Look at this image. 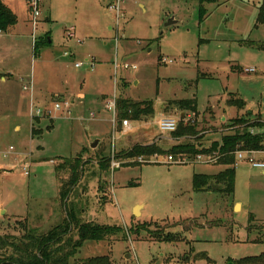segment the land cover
Returning a JSON list of instances; mask_svg holds the SVG:
<instances>
[{
	"label": "rangeland",
	"instance_id": "obj_1",
	"mask_svg": "<svg viewBox=\"0 0 264 264\" xmlns=\"http://www.w3.org/2000/svg\"><path fill=\"white\" fill-rule=\"evenodd\" d=\"M0 2L18 18L0 34V77L8 78H0L1 235L21 237L26 223L47 234L64 221L66 203L82 223L123 231L86 243L73 264L99 257L111 264H247L264 256V169L247 157L234 167L233 194L215 182L197 191L196 175L212 177L227 167L169 152L178 144L210 149L234 134L235 119L264 124V28L256 27L263 0L204 4L203 22L199 0H42L36 29L25 0ZM171 19L176 23L166 26ZM31 84L32 94L23 90ZM33 97L35 108L65 100L70 112L34 118ZM114 100L152 102L154 115L131 120L123 132L118 108L115 114L107 108ZM184 100H196L198 111L182 117L175 103ZM161 116L184 121L197 135L173 140L156 128ZM47 126L53 129L44 132ZM38 129L42 137L32 136ZM250 131L264 136V126ZM153 143L164 154L124 157ZM254 153L264 162V146ZM170 155L187 161L170 164ZM75 158L87 162L85 173L64 203L61 187L69 174L58 167ZM159 233L179 238L158 240Z\"/></svg>",
	"mask_w": 264,
	"mask_h": 264
},
{
	"label": "trees",
	"instance_id": "obj_2",
	"mask_svg": "<svg viewBox=\"0 0 264 264\" xmlns=\"http://www.w3.org/2000/svg\"><path fill=\"white\" fill-rule=\"evenodd\" d=\"M215 0H199L200 21L203 22L207 18L206 8L204 4L214 3ZM18 24L16 14L5 4L0 2V31L9 32ZM256 27L264 28V0L259 8L256 20ZM34 46V54L38 55L42 48L41 43ZM51 39L47 37L44 45L50 46ZM36 44V43H35ZM259 47L264 48V44ZM181 110L182 114L191 112L195 114L198 111L196 100H184L175 103ZM230 104V102H229ZM241 107L243 102L236 101L232 103ZM119 111V119H130L132 121H140L142 119L151 118L154 115V107L152 102L137 103L131 100H120L117 102ZM184 121H180L176 132L172 133L173 140L181 141L182 139H193L196 136L193 127L185 126ZM230 125L234 134L225 135L220 143H213L210 149L198 150L193 145L178 144L169 152L175 155H216L220 165L227 167L224 171L215 176L196 175L194 177V187L197 191H206L211 183L215 182L219 187L225 186L229 194H233L235 186L234 168L237 164L236 153L238 151H258L263 149L264 136L260 134L253 135L251 129L264 126L260 121H252L244 117L235 119ZM39 132L33 130L32 135H38ZM164 151L155 143L152 145H136L132 147L125 155V158H151L153 156L162 155ZM65 164L58 167L68 170L69 180L62 184L61 196L63 202H68L70 196L79 186L81 179L85 173L87 162H83L80 158L73 160H65ZM67 164V165H66ZM68 166V167H67ZM66 210L64 221L52 228L47 234L38 235L34 231L28 229L27 223L23 227V235L17 237L14 234H0V264H73L71 261L75 259L81 252L84 245L88 242H101L122 233V229L117 226L98 225L92 222L82 223L78 217L76 210L69 208L65 203ZM264 227V226H263ZM76 233V237H74ZM152 234V233H151ZM161 233H159L160 235ZM158 240L174 241L179 237L173 235L165 236L163 233ZM176 238V239H175ZM264 264V256L259 259H249L247 264ZM82 264H111L109 257H99L86 259Z\"/></svg>",
	"mask_w": 264,
	"mask_h": 264
},
{
	"label": "built area",
	"instance_id": "obj_3",
	"mask_svg": "<svg viewBox=\"0 0 264 264\" xmlns=\"http://www.w3.org/2000/svg\"><path fill=\"white\" fill-rule=\"evenodd\" d=\"M29 5L30 8L33 12V26L34 29H36L37 25H38V19L41 16V6H42V0H25ZM111 12L116 11L119 14L120 8L119 6H111L109 9ZM1 34V31H0ZM67 36L69 38H72L74 35L72 33V31L67 32ZM66 56H68V54H65ZM77 68H81L82 65L81 64H76ZM129 68V67H127ZM134 69H136V67H134ZM254 70H248V72H253ZM32 84L31 85H25L23 87L24 91H30L32 94ZM70 105L71 103L68 101H61V102H57L54 104V107H52L51 109H46V108H33L32 109V117L34 118H39L41 116H47V117H54V114H57L59 112L62 111H66V112H70ZM107 108L112 111V113L115 114L116 112V108H117V103L116 100L110 102L107 105ZM92 117L94 115H91ZM156 128H158L159 130L163 131V132H168V133H173L176 132L178 129V125H179V120L175 119V118H171V117H164L162 116L158 121L155 122ZM121 131L126 132L128 130H130L132 128V124H131V120L130 119H124L121 121ZM10 151L14 150V147H10L9 148ZM255 153H259V152H255ZM254 151H238L236 153V157H237V162L238 161H244L247 157H248V161L249 163L252 165L253 168L255 169H264V162H261L257 159H255L254 157ZM183 157V155H182ZM185 158V157H184ZM196 159L198 161L205 159L207 163H211L213 161H216L218 159V157L216 155H198L196 157ZM187 158L186 159H180V160H176L175 157L173 155L168 156L167 157V162L170 164H175V163H182L185 162L186 163ZM115 166L119 167V165ZM25 175L29 176V164L26 163L23 165L22 167Z\"/></svg>",
	"mask_w": 264,
	"mask_h": 264
},
{
	"label": "crops",
	"instance_id": "obj_4",
	"mask_svg": "<svg viewBox=\"0 0 264 264\" xmlns=\"http://www.w3.org/2000/svg\"><path fill=\"white\" fill-rule=\"evenodd\" d=\"M8 7H9V6H8ZM9 8H10V7H9ZM10 9H11V8H10ZM11 10H12V9H11ZM12 11H13V10H12ZM13 12H14V11H13ZM47 20H50V19H47ZM29 22H30V21H29ZM8 74L11 75L10 77H13V76H14L12 73H8ZM0 78H1V80H2L3 83H7V79H8V78H7L5 75H4V76L1 75ZM47 94H48V93H46V92H44V93L42 92V95H44V96H46ZM56 95H57V94H56ZM38 101H39V100H38ZM34 103H35V98L33 97V98H32V102L29 103V105H31V112H32V109L35 108V104H36V103H35V104H34ZM182 116H183V114H182ZM161 117H162V116H161ZM29 118H30V116H29ZM171 118H172V117H171ZM53 127H54V122H53ZM53 127L51 128V127H48V126H47V128L44 129V132H45L47 129H48V131H51V130L53 129ZM17 129H20V128L18 127ZM37 131L39 132L38 135L42 137V135H43L44 132L42 133V130H41V129H38ZM32 132H33V131H32ZM31 135H32V133H31ZM225 135H226V134H224V135L222 136V138H223ZM32 136H33V135H32ZM41 137H40V138H41ZM221 141H222V139H221ZM221 141H220V142H221ZM220 142H218V143H220ZM153 144H154V143H153ZM150 145H152V144H150ZM170 156H171V155H170ZM235 166H236V165H235ZM224 170H225V169H224ZM130 258H131V257H130Z\"/></svg>",
	"mask_w": 264,
	"mask_h": 264
},
{
	"label": "water",
	"instance_id": "obj_5",
	"mask_svg": "<svg viewBox=\"0 0 264 264\" xmlns=\"http://www.w3.org/2000/svg\"><path fill=\"white\" fill-rule=\"evenodd\" d=\"M175 23H176V22L174 21V19H171V20L168 21V23L166 24V26H171V25H173V24H175ZM182 117H183V116H182ZM97 142H98V141H96V142L92 145V148H95V147H96ZM139 209H140V207H138V208L136 209V211H135V215H136V217L139 216V212H137V211H139ZM128 258H130V255L128 256Z\"/></svg>",
	"mask_w": 264,
	"mask_h": 264
}]
</instances>
